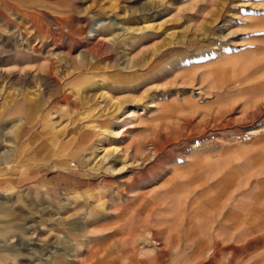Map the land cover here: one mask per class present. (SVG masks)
<instances>
[{
	"label": "rangeland",
	"instance_id": "obj_1",
	"mask_svg": "<svg viewBox=\"0 0 264 264\" xmlns=\"http://www.w3.org/2000/svg\"><path fill=\"white\" fill-rule=\"evenodd\" d=\"M236 4L0 0V264H98L109 230H122L110 248L180 262L183 243L155 231L191 208L167 190L180 160L264 118V94L223 93L205 74L214 51L246 42Z\"/></svg>",
	"mask_w": 264,
	"mask_h": 264
},
{
	"label": "crops",
	"instance_id": "obj_2",
	"mask_svg": "<svg viewBox=\"0 0 264 264\" xmlns=\"http://www.w3.org/2000/svg\"><path fill=\"white\" fill-rule=\"evenodd\" d=\"M234 1L239 25L248 29L240 34L246 42L214 51L205 59L207 69L213 88L223 93L261 95L264 0ZM247 119L239 118L237 126L207 134L180 160L187 167L184 180H174L167 190L175 188V197L188 194L191 208L182 201L176 206L175 225L155 230L162 237L174 235L185 246L178 249L177 264H264V118L253 127H244ZM121 234L122 230L99 234L104 241L98 244V264H150V247L143 252L145 257L137 258L133 244L108 246L109 237L113 240ZM159 251L157 264H167L166 248Z\"/></svg>",
	"mask_w": 264,
	"mask_h": 264
},
{
	"label": "bare ground",
	"instance_id": "obj_3",
	"mask_svg": "<svg viewBox=\"0 0 264 264\" xmlns=\"http://www.w3.org/2000/svg\"><path fill=\"white\" fill-rule=\"evenodd\" d=\"M209 67H210V66H209ZM209 73H210V72H208V70H207V72H206L205 74L207 75V74H209ZM208 77H209V79H210V81H211V83H212V79H211V77H210V74H209ZM214 83H215V82H214Z\"/></svg>",
	"mask_w": 264,
	"mask_h": 264
}]
</instances>
